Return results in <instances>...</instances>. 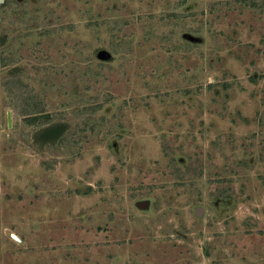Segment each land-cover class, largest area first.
<instances>
[{
  "label": "rangeland",
  "instance_id": "374dc122",
  "mask_svg": "<svg viewBox=\"0 0 264 264\" xmlns=\"http://www.w3.org/2000/svg\"><path fill=\"white\" fill-rule=\"evenodd\" d=\"M0 264H264V0L0 1Z\"/></svg>",
  "mask_w": 264,
  "mask_h": 264
},
{
  "label": "trees",
  "instance_id": "16d2710c",
  "mask_svg": "<svg viewBox=\"0 0 264 264\" xmlns=\"http://www.w3.org/2000/svg\"><path fill=\"white\" fill-rule=\"evenodd\" d=\"M39 110H32L30 113L37 114ZM32 114V115H33ZM45 119L41 122L38 131L35 133L36 137L41 139L42 142L49 144L54 143L62 137L66 128L64 124L61 123H51L48 116H43ZM37 117H30L29 121H36Z\"/></svg>",
  "mask_w": 264,
  "mask_h": 264
},
{
  "label": "water",
  "instance_id": "95a60500",
  "mask_svg": "<svg viewBox=\"0 0 264 264\" xmlns=\"http://www.w3.org/2000/svg\"><path fill=\"white\" fill-rule=\"evenodd\" d=\"M2 1V0H0ZM8 125H10V114L8 113Z\"/></svg>",
  "mask_w": 264,
  "mask_h": 264
}]
</instances>
